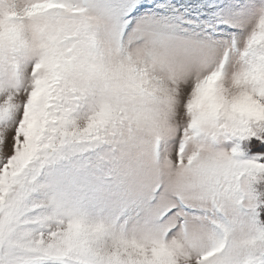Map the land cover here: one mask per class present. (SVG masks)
Masks as SVG:
<instances>
[{
    "label": "rangeland",
    "instance_id": "rangeland-1",
    "mask_svg": "<svg viewBox=\"0 0 264 264\" xmlns=\"http://www.w3.org/2000/svg\"><path fill=\"white\" fill-rule=\"evenodd\" d=\"M0 264H264V0H0Z\"/></svg>",
    "mask_w": 264,
    "mask_h": 264
}]
</instances>
